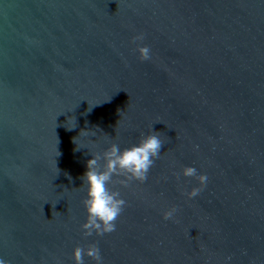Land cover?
Segmentation results:
<instances>
[{"label":"water","instance_id":"water-1","mask_svg":"<svg viewBox=\"0 0 264 264\" xmlns=\"http://www.w3.org/2000/svg\"><path fill=\"white\" fill-rule=\"evenodd\" d=\"M152 131L147 179L108 185L116 230L86 235L91 153ZM185 167L208 176L192 199ZM93 245L103 264H264V0H0V257Z\"/></svg>","mask_w":264,"mask_h":264},{"label":"clouds","instance_id":"clouds-1","mask_svg":"<svg viewBox=\"0 0 264 264\" xmlns=\"http://www.w3.org/2000/svg\"><path fill=\"white\" fill-rule=\"evenodd\" d=\"M134 39L143 40V34L137 35ZM138 51L142 60L150 59L149 47H139ZM75 127L76 121L75 126L67 129L72 130ZM83 131L87 133V131ZM81 132L82 130L79 135ZM156 133L152 131L150 134L143 135L138 143L123 149L118 144L111 143L102 154L91 153L92 158L86 161V170L81 176L83 185H86L83 204L87 212L86 222L81 227L85 230L86 235H92L95 232L97 235L102 236L116 230L115 220L122 212L126 202L120 197L118 191L110 190L108 185L112 182L114 176L124 177L121 181L122 184H126L130 180L143 182L147 179L150 168L160 156L163 144ZM94 135V132L90 134V136ZM75 138H73V143L76 145ZM79 149L80 147H77L76 150ZM101 160H103V164L100 163ZM180 175L185 177L195 176L199 181L200 186L193 188L187 194L190 199L198 196L208 182V176L206 174L197 175V170L194 167H185ZM175 212V208L165 212L164 219H171ZM84 255L92 257L96 264H103L98 246L93 245L88 249L79 246L74 248L73 259L75 264H84ZM227 260L230 261L231 257H228ZM0 264H8V262L0 257Z\"/></svg>","mask_w":264,"mask_h":264}]
</instances>
